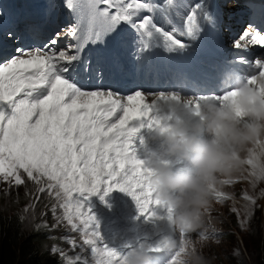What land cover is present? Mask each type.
Listing matches in <instances>:
<instances>
[{"label": "snow or ice", "instance_id": "obj_1", "mask_svg": "<svg viewBox=\"0 0 264 264\" xmlns=\"http://www.w3.org/2000/svg\"><path fill=\"white\" fill-rule=\"evenodd\" d=\"M63 7L73 14L75 23L61 27L56 22V0H47L40 9L41 23L4 33L13 51H0V181L21 186L26 176L42 185L41 193L47 191L61 202L63 219L73 230H78L79 221L85 229L83 244L97 253L98 225L90 209H84L102 186L104 196L112 191L126 193L141 215L149 212L150 205H161L149 185L152 170L130 151L138 129L129 122L148 117L167 97L161 93L155 102L147 103L141 91H136L125 103L105 61L92 55L89 46L108 48L123 43L126 29H131L138 69L146 62L148 49L162 47L183 54L206 30L229 28L223 7L214 0H65ZM248 7L254 14H264V5L258 7L254 0H249ZM181 14L185 31L180 35L186 34L190 43L176 38L177 28L166 31L156 20L159 16L171 24L172 17ZM68 39L75 42L67 43ZM231 46L236 54L220 62L223 75L239 74L233 64L264 72V51L252 52L257 47L264 50V33L255 24H247ZM218 47L223 50L222 45ZM214 99L221 95L200 97L189 107ZM248 199L255 205V199ZM52 211L56 212V205ZM245 219L244 228L250 226L251 216ZM40 228L35 226L37 231ZM212 238L218 239L219 234ZM50 251L59 250L53 247ZM59 254L65 264H72L66 253ZM101 256V264H123L126 258L107 245ZM171 264L179 260L173 258Z\"/></svg>", "mask_w": 264, "mask_h": 264}, {"label": "clouds", "instance_id": "obj_2", "mask_svg": "<svg viewBox=\"0 0 264 264\" xmlns=\"http://www.w3.org/2000/svg\"><path fill=\"white\" fill-rule=\"evenodd\" d=\"M221 87L226 89L221 99L203 101L198 107H189L191 97L179 92L161 94L167 102L162 101L159 107L170 120L153 121L163 155L187 161L192 169L190 173L173 171L162 160L150 168L153 198L167 207L169 224L182 236L204 226L211 198L223 193V185L230 182L225 178L243 177L255 187L264 183V72L226 75ZM182 111H190L197 123H186ZM257 196H264V188ZM163 246L170 250L177 247L167 239ZM181 249L173 257L179 264H206L195 251L177 257ZM42 254L54 264L51 256ZM123 264H151V257L137 250L127 255Z\"/></svg>", "mask_w": 264, "mask_h": 264}, {"label": "rangeland", "instance_id": "obj_3", "mask_svg": "<svg viewBox=\"0 0 264 264\" xmlns=\"http://www.w3.org/2000/svg\"><path fill=\"white\" fill-rule=\"evenodd\" d=\"M28 1H30V5L32 8L31 12H35L36 0H27V2ZM186 2L191 3L192 0H186ZM237 2H239L240 4H246V7L248 8L249 0H237ZM237 2L230 5L231 10L236 11V5L240 6ZM254 3L256 4L255 1ZM156 20L162 27H164L166 31H171L173 27L177 28L178 31L175 33L176 38L183 42H187L186 34L184 36L180 35V32L185 31L184 14H181L178 17L173 16L171 24L167 23L166 19L162 20L159 16H157ZM134 39L135 33L132 41L123 43L122 50L128 51L125 52L126 60L120 57V61L125 67H128L131 71H134V73H137L139 71H143L145 73L146 71H149L148 62L146 61L142 64L141 67L137 69L136 61L133 59V56L136 52V47L133 43ZM116 62L117 61H115V63ZM146 65L147 67H145ZM147 137L149 139V143L146 145L143 144L137 136L133 137L134 142L141 150V155L147 152L149 148L150 150H153L156 144V137H154L153 135ZM244 175H246V173ZM241 178L243 183L235 182L223 185V197H221L220 199H217L216 197L211 198L207 217L210 221L212 232H207L201 242H195L191 245L193 251L204 257L206 264H234L238 262L241 256H244L248 263H252L250 262V258L253 250L256 249V243L255 240L251 239L250 241L249 239L253 229L249 231L250 226L244 228L247 223L245 218L246 216H252V212L261 204L264 196L258 197L257 192H259L260 188H264V185L262 183L259 185V187L251 186L248 180L244 179L243 177ZM24 179V187H29L28 191L24 187L18 188L16 191L22 194L25 193V198L20 200L19 205L22 206L23 210H26L27 212L30 209L34 210V207L37 206L39 202L37 201V197H40L41 193L39 191V188L42 185H38L33 181H28L26 176L24 177ZM43 186L46 187V185ZM14 187L17 188L18 186H14L13 184L11 186H6L3 187V191L5 193L8 191H13ZM27 192L29 193V195L27 194ZM33 194H35L36 196L33 197ZM46 194L48 195L47 191ZM248 197H252L253 199H255V205L251 203V200H249ZM7 199L0 200L1 212H3L4 210L12 212V210H9L10 205L6 204ZM53 205H56L57 208L58 204L54 201L52 204L48 205V209H46L45 212L50 213ZM254 215L255 222L258 223L261 221V225L264 226V209L258 213L256 212ZM233 218L237 224V227H234V225L232 224V230L230 233H232L233 235H231L230 233L227 234V229L231 228V221ZM41 220L42 217L36 219V221ZM242 228H244V230H242ZM217 233L219 234V238H212ZM244 237L247 242H250L246 243ZM251 242L252 245H250Z\"/></svg>", "mask_w": 264, "mask_h": 264}, {"label": "trees", "instance_id": "obj_4", "mask_svg": "<svg viewBox=\"0 0 264 264\" xmlns=\"http://www.w3.org/2000/svg\"><path fill=\"white\" fill-rule=\"evenodd\" d=\"M23 187L24 185L14 187L13 191L0 199L8 198L6 204L10 205L9 210H12V212L0 211V264H51L50 259L42 254V251L51 242L52 234L42 230L37 231L35 226L40 222H36V219L42 217L43 212L48 209V205L54 201H60L56 200L54 196L52 198V195H47L45 191L40 193L37 200L39 202L34 210L30 209L26 212L19 205L20 200L25 198V193L16 191ZM25 189L28 191L29 187ZM27 194L29 195L28 192ZM32 196L35 197L36 195L33 194ZM256 212H260V209H256L254 214ZM43 218L45 219V216ZM232 223L236 227L235 222ZM250 230L252 233L249 239L250 241L251 239L255 240L256 243V249L253 250L250 258L252 263H248L245 257L241 256L238 262L234 264H264V226L261 225V221L255 222V215L251 216ZM231 235L233 234L231 233ZM244 240L246 243L250 242H247L245 237Z\"/></svg>", "mask_w": 264, "mask_h": 264}, {"label": "bare ground", "instance_id": "obj_5", "mask_svg": "<svg viewBox=\"0 0 264 264\" xmlns=\"http://www.w3.org/2000/svg\"><path fill=\"white\" fill-rule=\"evenodd\" d=\"M239 5H244V6H246V4H240L239 2H237ZM258 6H261V3H260V1H258L257 3H256ZM242 7L243 8V10H244V13L245 14H247V12H249V11H251V16L252 17H255V14L253 13V11L248 7L247 9L248 10H246V7ZM215 33H213V34H208L207 35V32H205L203 35H202V37H204L205 35H207L206 36V40H208V41H212V36L214 35ZM97 47H101V46H97ZM193 48H196V46H193ZM192 50H194V49H192ZM105 51H109V49L108 48H105ZM162 53V52H161ZM148 55H149V49L148 50H146V56H147V58H148ZM106 56H108V54L106 53ZM149 87V86H148ZM141 90H143V91H145L146 90V88L144 87V86H142L141 87ZM145 93V92H144ZM144 95V94H143ZM145 96V100H148V99H150L151 97H152V95H150V94H146V95H144ZM180 116L183 118V120L186 122V123H188L189 125H190V123H191V119H190V117L192 116L191 115V113H187V111H182L181 112V114H180ZM114 120H115V118H113ZM162 119H165V117H163V116H159V117H157L156 118V120L155 121H157V120H162ZM195 123H197V120H195L194 121V124ZM129 125H130V127H132V128H135V129H138V131H137V133H136V135L135 136H137L138 138H139V140L143 143V144H148V142L147 141H145V139L143 138V136L141 135V132H140V130L139 129H141L142 130V128H139V123L138 122H135V121H130L129 122ZM152 131V127L151 126H146L145 127V133H147V134H149L150 132ZM144 132H143V134L145 135V136H147L146 134H145Z\"/></svg>", "mask_w": 264, "mask_h": 264}]
</instances>
